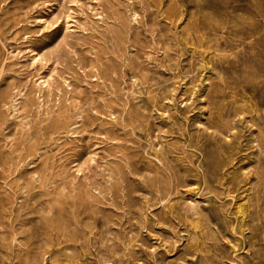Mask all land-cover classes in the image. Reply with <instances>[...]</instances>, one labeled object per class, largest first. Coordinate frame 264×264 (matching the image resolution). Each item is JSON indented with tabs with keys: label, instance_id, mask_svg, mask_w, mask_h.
<instances>
[{
	"label": "rangeland",
	"instance_id": "rangeland-1",
	"mask_svg": "<svg viewBox=\"0 0 264 264\" xmlns=\"http://www.w3.org/2000/svg\"><path fill=\"white\" fill-rule=\"evenodd\" d=\"M0 264H264V0H0Z\"/></svg>",
	"mask_w": 264,
	"mask_h": 264
},
{
	"label": "bare ground",
	"instance_id": "bare-ground-1",
	"mask_svg": "<svg viewBox=\"0 0 264 264\" xmlns=\"http://www.w3.org/2000/svg\"><path fill=\"white\" fill-rule=\"evenodd\" d=\"M137 14V13H136ZM136 17V16H135ZM137 18V17H136ZM135 18V19H136ZM138 19V18H137ZM136 22V21H135ZM157 54V53H156ZM9 55V54H8ZM4 64V63H3ZM43 85L46 84V82L42 83ZM24 94L19 92L16 94V96L12 100L11 108H12V120H14L16 123L19 124V126L22 129H26L28 126L26 123L28 122V117L25 114L24 108L22 107V104L24 102ZM168 119V118H167ZM76 125V124H75ZM77 128V125L74 126L73 128H69L67 133L70 135L74 134L75 130ZM234 166V165H233ZM228 176V175H227ZM164 208V207H163ZM236 213V212H235Z\"/></svg>",
	"mask_w": 264,
	"mask_h": 264
}]
</instances>
